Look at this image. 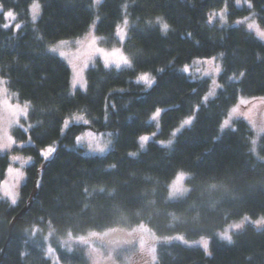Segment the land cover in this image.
<instances>
[{"label": "trees", "instance_id": "16d2710c", "mask_svg": "<svg viewBox=\"0 0 264 264\" xmlns=\"http://www.w3.org/2000/svg\"><path fill=\"white\" fill-rule=\"evenodd\" d=\"M94 1L0 0L20 25L16 34L5 30L0 14V78L29 104L28 133L13 134L17 141L30 139L21 153L32 158L17 204L0 197V264H51L48 245L61 264H90L87 248L75 240L142 225L158 239L155 264H264V229L245 227L231 244L217 238L230 223L264 216V136L253 153L244 121L220 135L240 96L264 99V44L236 25L252 15L264 29V0H250L252 8L238 7L236 0ZM34 2L40 5L36 21L29 13ZM224 6L228 25L209 27L207 15ZM157 17L169 25L166 34ZM125 19L123 52L133 67L115 70L96 62L86 72L85 91L70 95V70L51 46L81 38L97 21L100 46L114 48V31ZM213 57L221 62L220 89L202 103L208 81H192L181 70ZM145 73L155 80L151 88L134 82ZM156 108L167 109L160 119L164 141L184 118L194 119L170 146L149 142L139 152L138 138L152 131L148 119ZM79 115L88 123L76 121ZM65 120L72 123L62 133ZM86 130L110 133V151L86 156L75 148ZM54 145V156L44 161L40 150ZM7 166L8 157L0 156V182ZM179 172L189 175V192L168 201ZM33 227L39 228L35 235ZM174 235L210 239L211 255L163 241Z\"/></svg>", "mask_w": 264, "mask_h": 264}, {"label": "rangeland", "instance_id": "374dc122", "mask_svg": "<svg viewBox=\"0 0 264 264\" xmlns=\"http://www.w3.org/2000/svg\"><path fill=\"white\" fill-rule=\"evenodd\" d=\"M34 3L39 5L38 2ZM97 5L98 4H95V6ZM243 5L247 6V3L242 0H240L239 5H237L236 3V6L238 7H242ZM226 10L227 8L224 6L220 10L210 12L207 15V25L209 27L216 26L217 28L227 26L228 19ZM8 11L12 10H4L3 7L0 5V14H2L4 20L2 27L5 30H12L13 33L16 34L19 30L16 25H19V23H17L16 21L15 14V19H5L4 13ZM29 13L32 19L30 7ZM39 16L40 5L37 10L35 21L39 18ZM125 21L126 19L122 24H119L114 31L113 35L117 41V46L114 48L109 49L100 46L99 38L95 33V26L97 21H95L88 28L85 35L81 38L76 40L61 41L51 46L50 49L54 48L55 52H50L58 56L68 66L70 70V95H74L77 91H85L86 72L89 68L93 67L96 62H100L105 68H112L115 70H123L129 68L123 64V60L121 59V57H123L129 60V58L123 52V45L127 37ZM5 24H8L9 26L5 28ZM236 25H243L248 32L253 34L254 37H256L259 41L264 44V29L256 23L252 15L246 18L236 20ZM209 60H211V63H208ZM118 64L120 65V67H117ZM185 67H187L188 69L187 72L184 71ZM185 67L181 71L186 74L190 80L208 81V92L204 95V97L207 96L209 92H212V95L209 96L207 102L213 100L220 89V87H216L217 84L220 85L219 76L222 71L220 58L213 57L206 59H195ZM217 67H219L220 69L219 73H217L216 71ZM140 75H138L134 80L135 83H137V79ZM149 78L153 79L151 75H149ZM0 80L4 79L0 78ZM213 81H215L216 84H213ZM138 84L144 85L147 88L152 87H148L144 82H140ZM4 89H6V91ZM202 103H204L203 99ZM161 109L163 110V108ZM233 109H236V111L233 112ZM28 112L29 104L27 102L18 101L15 95L12 94L6 88L5 85L0 87V156L6 155L8 157V166L5 171L4 178L0 182V197L2 199L7 200L11 205H15L18 202V188L24 178V169L32 162L31 157L24 156L21 153V151L25 147L31 145L30 139H28L27 141H17L13 134L15 130H21L24 133H28L30 129V124L28 122ZM163 112L164 111H162L161 115L163 114ZM152 114L148 119V123L152 126L153 129L150 133L144 134L149 136L150 139L146 142L145 147L141 149L139 146L138 138L139 152L143 151L149 142H155L157 145L165 147L163 145L167 144L168 140L174 141L178 134H180L183 130L189 128L190 125L181 127L185 119L191 118L192 122L194 119V115L184 118L172 131L170 138L167 141H164L159 138V134L161 131V116L158 118L157 121H153L151 120ZM225 120L229 121L227 125H223V122ZM237 120H242L247 124L252 133V141L253 139H256L258 144L260 139L264 136V131H262L264 130V99L262 97L245 98L240 96L236 104L229 110L228 114L223 119L220 127V135L223 134V132H225L226 130L232 129L234 127L235 121ZM67 121H69V125L72 123V121L70 120ZM79 123L83 124V121H80ZM62 130L63 133L66 128L63 127ZM174 132L176 133L175 136H173ZM77 137L81 138L79 142L76 139ZM77 137L75 138L74 146L77 149H81L82 153L86 156L104 155L109 152L112 148V135L107 132L96 133L91 130H86ZM9 138H11L10 146L4 147V145L9 144ZM97 145H99L100 147H105V145L107 146L105 147V151L103 153L94 152L90 150V146L91 148H96ZM55 147L56 146L54 145L40 150V155L44 161H48L54 156ZM43 152L48 153L47 158L42 155ZM13 157H16L17 159L14 160ZM188 178L189 175L185 172H179L176 174V176L172 179L168 186V201H176L178 199L184 198L188 194L189 188L186 183ZM8 192H12L15 194V204H12L11 200L4 195ZM251 219L255 220L254 218ZM236 222L238 221L230 223L223 231L219 232L217 234V238L221 241H224L221 239V236L224 233H227L233 238L234 234L240 232L245 227H252L256 231L264 229V225L260 226V228H257L248 221H245L243 227L236 229L233 227ZM205 239L210 240L208 238H200L197 240L189 241L182 235H174L164 239L163 241L178 242L186 247L198 248L203 251V248H201L200 245L203 244V241ZM75 241L78 244L83 245L87 248V252L91 258L90 264L156 263V246L158 243V239L155 238L153 233L146 226L143 225L130 230L111 229L101 233L93 232L85 237L78 238ZM75 241H69L68 244L74 245L76 244L74 243ZM69 249L71 248L69 247L68 250ZM209 251L211 253L210 243ZM46 258L49 259L51 264H57L56 254L55 258H53L52 256H47ZM58 264H61L59 260Z\"/></svg>", "mask_w": 264, "mask_h": 264}, {"label": "snow or ice", "instance_id": "6c2138e0", "mask_svg": "<svg viewBox=\"0 0 264 264\" xmlns=\"http://www.w3.org/2000/svg\"><path fill=\"white\" fill-rule=\"evenodd\" d=\"M244 2L247 3V6L249 8H252L253 7V5L251 4L250 0H244ZM100 3H102V0H95V4H100ZM236 3H237V5H239L240 4V0H236ZM38 7H39V5L36 4V3H33L30 6V12L32 13V19H33V21H35V19H36ZM4 16H5V19L6 20L8 18L15 19L14 13L12 11H8V12L4 13ZM125 22H127V21H125ZM156 22L160 25V31H161V33L166 34L167 33V30L169 29V25L167 23L162 22L160 17H157V21ZM8 26H9L8 24H5L4 25L5 28H7ZM16 27L19 28L20 25H16ZM50 51L55 52V49L54 48L53 49H50ZM121 59L123 60V64L126 65L127 67H129V68L133 67V65L129 62L128 59L123 58V57H121ZM208 63H211V60H209ZM117 67H120V65L118 64ZM184 71L185 72L188 71L187 67H185ZM216 71H217V73H219V71H220L219 67H217ZM243 75H244V73H241V76H243ZM140 82H144L148 87H151L155 83V80L154 79H150L149 78V75L147 73H145V74H142V75H140L138 77L137 83H140ZM5 84H7V81L0 80V87H2ZM213 84H216V82L213 81ZM216 87H220V85L217 84ZM4 90L6 91V89H4ZM211 95H212V92H209L208 95L203 98V102L206 103L207 100H208V98H209V96H211ZM162 111H167V109H163L162 110L161 108H156L155 111L152 114L151 120L157 121L158 118L161 116ZM232 111L235 112L236 109H233ZM74 119L76 121H83L84 124H87L88 123V121L85 120L82 115L75 116ZM191 123H192V119L191 118L185 119L183 121V124H182L181 127L187 126V125H191ZM228 123H229V121L228 120H225L223 122V125H227ZM223 125H222V127H223ZM68 126H69V121L65 120L64 121V127L67 128ZM157 126H159V125H157ZM262 131H264V130H262ZM175 135H176V133L174 132L173 133V136H175ZM258 135H259V133H258ZM76 139L79 142V140L81 138L80 137H77ZM149 139H150V137L147 136V135H144V136H140L139 137V146H140L141 149H143L145 147V144H146V142ZM172 143H173L172 140H168L167 141V144H164L163 146L166 147V146L171 145ZM10 144H11V138H9V144L4 145V147H9ZM256 144H257V140L256 139H253V141H252V145H253L252 151H253V153L256 152ZM106 146L107 145H105V147ZM21 147H22V145H21ZM105 147H100L99 145H97L96 148H91V146H90V150L91 151H94V152L103 153L105 151ZM42 155H44L45 158H47L48 153L47 152H43ZM129 155L132 156V157H135V156H137V153L136 152H130ZM13 159L15 160L17 158L16 157H13ZM110 167H115V165H111ZM4 195L7 196L11 200V203L12 204H15L16 203V196H15L14 193L8 192V193H5ZM258 219H260V217L257 218V219H255V220H253V219H251L250 217L247 216L246 221H248L249 223H252L257 228H260V226H262L264 224H255V223H253L254 221H256ZM25 231L27 232V229H25ZM205 240L207 241V249H205V245L204 244L200 245V247L203 248L204 254L206 255V251L208 253H210V251H209V243H210V240H207V239H205ZM21 255L23 256V255H25V253H21ZM47 256H52L53 258H55V252H54V250L52 249V251H50L48 253V255H46V257ZM57 264H58V258H57Z\"/></svg>", "mask_w": 264, "mask_h": 264}, {"label": "clouds", "instance_id": "9594fccd", "mask_svg": "<svg viewBox=\"0 0 264 264\" xmlns=\"http://www.w3.org/2000/svg\"><path fill=\"white\" fill-rule=\"evenodd\" d=\"M247 219V216H245L243 219L239 220L238 222H236L233 227L236 228V229H239L241 227H243L245 221ZM253 223L255 224H264V216H261L260 219L254 221ZM39 231V228L37 227H33L32 229V234L35 235V233ZM48 235H51V232L48 233ZM47 236H45V241H47ZM71 238L70 234H69V239ZM221 239L228 242L229 244L233 243L232 241V237L230 235H228L227 233H224L222 236H221ZM203 244L205 245V249H207V241L204 240L203 241ZM71 250V249H69ZM52 251L51 247L50 246H47L46 249H45V255H48V253ZM206 255H211V253H208L206 251Z\"/></svg>", "mask_w": 264, "mask_h": 264}]
</instances>
